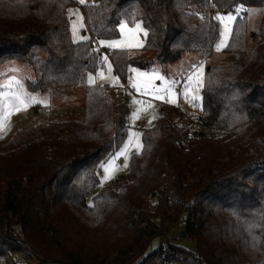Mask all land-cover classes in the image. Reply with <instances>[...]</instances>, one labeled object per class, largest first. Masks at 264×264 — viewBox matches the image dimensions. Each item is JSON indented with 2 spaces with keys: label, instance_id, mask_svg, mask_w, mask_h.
Returning <instances> with one entry per match:
<instances>
[{
  "label": "trees",
  "instance_id": "16d2710c",
  "mask_svg": "<svg viewBox=\"0 0 264 264\" xmlns=\"http://www.w3.org/2000/svg\"><path fill=\"white\" fill-rule=\"evenodd\" d=\"M241 2L264 7V0H91L80 10L90 40L114 38L105 33L125 11L135 19L143 13L150 24L140 50L153 58L117 53L114 73L125 83L129 67L164 66L186 51L207 58L218 36L212 10ZM72 3L0 0V64L27 63L39 81L36 87L26 80L29 91L74 87L84 72L95 75L92 46L71 37ZM246 34L241 16L224 48L230 62L205 69L196 127L159 115L141 131V154L133 153L127 171L100 186L90 203L99 184L95 165L127 133L121 130L128 104L111 98L109 84L85 86L81 119L61 120L57 129L37 125L0 141V264H264V224L258 223L264 211V16L244 61ZM182 213L196 252L168 243L147 253L150 241ZM243 220L258 223L255 246Z\"/></svg>",
  "mask_w": 264,
  "mask_h": 264
},
{
  "label": "snow or ice",
  "instance_id": "6c2138e0",
  "mask_svg": "<svg viewBox=\"0 0 264 264\" xmlns=\"http://www.w3.org/2000/svg\"><path fill=\"white\" fill-rule=\"evenodd\" d=\"M81 5L86 3V0H79ZM211 7H215V4H211ZM242 10H245L243 2L232 10L222 9L218 11L215 16L211 17V20L216 21L219 25V39L214 45L216 51L228 46L229 36L234 30V22L239 18V14ZM115 11V7L113 8ZM235 13V14H234ZM201 20L204 19L203 15L195 13ZM73 15V10H69V16ZM75 20L72 23V34L73 43H85L90 44V54L93 56L90 61V66L94 69L93 72L87 74V84L89 86L95 85L96 77L101 80H110L113 86L123 85L119 84L120 77L114 73V61L121 59L117 53H124L129 49H140L145 46L144 41L140 37L147 38L149 36L150 24L146 25V20L143 13H140V19H135V15H129L128 12L123 13L124 18L118 19L115 27L108 29L105 33L108 37L98 40H90L86 35H78V30L84 28L83 17L76 12ZM210 31L215 33V26L210 25ZM210 36L209 39H213ZM212 45H210L211 47ZM113 56V60L109 59V56ZM38 59V58H37ZM155 61H152L154 65L151 72H142L138 68L129 67L128 69V85L130 88L135 89L141 96H152L156 100H162L167 103H175L176 100L173 98L175 94L177 97L183 95L189 102L195 106L198 101L202 102L203 97L198 93L202 92L206 85L204 81L205 75V63L203 61L191 63L186 70L177 78L175 74H171L169 79L168 73H165L163 69L155 66ZM21 69L15 64L14 61H10L8 66H5L3 72H0V77L7 76V80L0 78V128L4 127V120L9 118L13 111L26 110L30 104H36L46 101H38L36 96L32 93L25 91V83L19 78ZM28 84L32 86H39V81L31 78H25ZM156 81L161 83V87L156 86ZM103 86V85H101ZM7 89V91H5ZM129 95H132L129 92ZM239 93L234 94L231 98L237 100ZM5 101L8 103L5 104ZM132 103L137 106L131 113V119L137 120L140 118L142 112H147L148 109L153 107L151 100L137 99L136 96H132ZM143 106V107H139ZM201 110L203 105L201 103ZM152 119L155 117H149V125H151ZM127 131L128 139L124 145L120 148V151L113 154H109L105 159L101 160L99 164L95 165L98 170H102L104 176L100 179V183L103 184L107 179H110L109 175L111 166L119 159H123L124 166L127 167L129 164L130 156L132 153L129 152V145L134 147L136 155L141 154L143 143L142 134L132 131V125H129L127 129H122L121 132ZM115 139V136L113 137ZM133 141L135 143L133 144ZM90 171V170H89ZM113 175L115 172L112 173ZM235 175V174H234ZM239 220L240 213L233 211L232 213ZM246 225V231L251 236L253 246L258 242V237L254 234V230L259 224H264V211L261 212V217L258 223L250 222L248 220L240 221Z\"/></svg>",
  "mask_w": 264,
  "mask_h": 264
},
{
  "label": "rangeland",
  "instance_id": "374dc122",
  "mask_svg": "<svg viewBox=\"0 0 264 264\" xmlns=\"http://www.w3.org/2000/svg\"><path fill=\"white\" fill-rule=\"evenodd\" d=\"M73 3L67 9V16L70 21V33L73 40L72 34V23L75 20V13L78 12L82 17V13L80 10L79 0H71ZM91 0H86L90 2ZM245 10H242L239 14V17L245 16L247 23V34H246V50L242 54V59L245 61L249 58L253 47L259 41V37L257 36L258 25L261 18L264 16V7H247L244 6ZM73 10V15L69 16V10ZM218 11L213 9L212 16ZM235 14V13H234ZM84 23V28L78 30V35H86L88 36V32L86 30L84 19L82 21ZM218 25V23H217ZM256 34V35H255ZM230 37V36H229ZM140 39H144V37H140ZM219 39V25H218V36L214 43H217ZM229 39V38H228ZM129 55H142L144 58L149 59L153 58V53L151 51H144L140 49H129ZM44 56V55H43ZM10 61H14L15 64L21 69L19 73V78L25 83L26 77L33 78V70L27 64L23 62H19L16 60H7L0 64V72H3L5 66L9 65ZM203 61L205 63V69L209 66L214 65H222L230 62L228 54L224 51V48L220 51H216L213 46L212 52L210 56L205 59H202L200 51H186L183 52L181 57L173 62L168 63L162 66L158 62L155 63L157 68L163 69L165 73L170 74L169 79L172 78L171 74H175L178 78L184 70L188 68V66L193 62ZM154 65L152 64L148 69H139L142 72H151ZM136 68V67H133ZM129 69V68H128ZM128 69L125 83L120 79L119 84L123 85L120 87L119 85L113 86L111 81L101 80L99 77L96 78L97 84H109L110 90L109 94L111 98L117 102L119 100H124L129 107V111L126 117V126L132 125V131L141 133L142 129L151 127L156 118L161 114H166L172 118V120L178 124L188 125L191 123L194 127H196V118L199 115V105L200 101L196 103L195 106H192L188 99H186L183 95L176 96L173 95V98L176 100L175 103H167L162 100H156L152 96H141L136 92L135 89H132L128 85ZM89 72H84L82 78L79 83L74 87H64L58 89H52L45 93L33 92L29 91L25 87V91L32 93L36 96L38 101H46V103H36L30 104L26 110L22 111H13L12 115L9 118L4 120V127L0 128V141L6 142L9 141L12 136L19 130L30 129L34 126H49L53 129H57L59 122L64 119H81L82 117V107H83V96H84V88L87 86V74ZM4 80H7V76L0 77ZM156 86L161 87V83L156 81ZM117 88H120L118 91ZM7 91V89H5ZM129 92L132 95H129ZM201 95V92L198 93ZM132 96H136L137 99L143 100H151L153 107L148 109L147 112H142L140 114V118L137 120H132L131 113L135 110L137 106H134L132 103ZM8 102L5 101V104ZM143 107V106H139ZM149 117H155L152 119L151 125H149ZM128 139V135L126 133V137L121 144V146L115 151H120V148L124 145L125 141ZM135 141H133V144ZM113 152V153H115ZM129 152H134V147L129 145ZM112 153V154H113ZM131 154V155H132ZM128 169V166H124L123 159L117 160L110 169L109 175L110 179H107L103 184L100 183V179L104 176L102 170H98L99 184L89 193L87 197V202L90 203L91 196L97 191L100 186L112 184L119 175L124 174ZM115 172L113 175L112 173ZM184 216L185 213H182L178 221L168 230L166 234H160L154 237L147 249L146 252H151L158 248L160 245H166L168 243L181 247L189 252H196V241L195 238L186 234L184 230ZM46 264H62L57 262H48Z\"/></svg>",
  "mask_w": 264,
  "mask_h": 264
},
{
  "label": "built area",
  "instance_id": "2783aa9c",
  "mask_svg": "<svg viewBox=\"0 0 264 264\" xmlns=\"http://www.w3.org/2000/svg\"><path fill=\"white\" fill-rule=\"evenodd\" d=\"M191 10L193 11V12H196V13H199V14H201L202 15V11L201 10H199L198 8H196L195 6H191ZM117 90L119 91L120 90V88H117ZM192 105V104H191ZM193 106V105H192ZM187 137H190V133H187V135H186Z\"/></svg>",
  "mask_w": 264,
  "mask_h": 264
},
{
  "label": "crops",
  "instance_id": "0c3cea01",
  "mask_svg": "<svg viewBox=\"0 0 264 264\" xmlns=\"http://www.w3.org/2000/svg\"><path fill=\"white\" fill-rule=\"evenodd\" d=\"M81 6V5H80ZM210 56V55H209ZM96 78H98V77H96Z\"/></svg>",
  "mask_w": 264,
  "mask_h": 264
}]
</instances>
